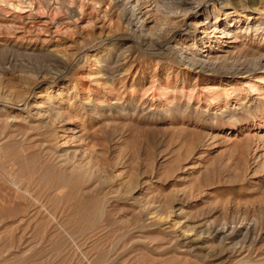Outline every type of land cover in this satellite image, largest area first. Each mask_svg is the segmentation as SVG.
<instances>
[{"label": "rangeland", "instance_id": "1", "mask_svg": "<svg viewBox=\"0 0 264 264\" xmlns=\"http://www.w3.org/2000/svg\"><path fill=\"white\" fill-rule=\"evenodd\" d=\"M201 1L0 0V264H264V98L236 93L264 29L243 21L217 46L203 11L264 23V0ZM208 46L234 56L189 66ZM106 54L127 56L115 89L83 91ZM197 85L232 96H181ZM40 102L61 106L52 126L32 115Z\"/></svg>", "mask_w": 264, "mask_h": 264}, {"label": "bare ground", "instance_id": "2", "mask_svg": "<svg viewBox=\"0 0 264 264\" xmlns=\"http://www.w3.org/2000/svg\"><path fill=\"white\" fill-rule=\"evenodd\" d=\"M157 1V0H156ZM193 1H195V0H193ZM193 1H191V0H161V4H163L162 6H163V8H165L164 7V5H168V7L167 8H169V5L170 6H172L171 7V9L172 8H177L178 10L179 9H182V10H184L183 8H189V7H191V6H193L195 3L197 4V6L198 7H200V6H202V2L203 1H201V0H199V1H195V2H193ZM158 2H160V1H158ZM157 4V3H156ZM204 4V3H203ZM222 4V3H221ZM160 4H158V6H159ZM174 6V7H173ZM20 7V6H19ZM196 7V6H195ZM12 8V7H11ZM159 8H160V6H159ZM166 8V9H167ZM194 8V7H193ZM15 9V8H14ZM20 9V8H19ZM19 9L17 8V10H18V13L20 14V15H23V14H25V12L23 13V9H21V11L19 12ZM170 9V10H171ZM190 9V8H189ZM192 9V8H191ZM205 10H203L204 11V13H205V19H206V21H208L211 17H213V19L215 20V22H214V25H212V28H214V33L213 34H215L216 32H221V37H219V39H218V42H216V45L217 46H220V45H222L223 44V39H233L234 40V42L235 43H237V42H239L238 41V33H237V30L239 29V27H240V24L241 23H243V21H245V22H247V23H245V26H247L246 27V29L248 30V32L250 31V29L252 28V23H253V20L257 23V26L259 27V30H263L264 29V23H263V20H261V19H255V18H252L251 16H248V15H245V11H243L242 10V12L239 14L238 13V9H233V10H231L232 12L231 13H228L227 12V10H224V8L221 6V8H219L218 7V5H214V11H212V12H210V14H209V12L207 11V9L208 8H204ZM175 10V9H174ZM0 11H2L1 9H0ZM176 11V10H175ZM222 11H224L225 12V21L221 24L222 26L221 27H219L218 25L220 24L219 22V20H220V14H221V12ZM260 11V10H259ZM16 12V11H15ZM14 12V15H17L18 13H15ZM2 14L3 13H7V12H1ZM264 13V10L263 11H260V14H263ZM212 15V16H211ZM252 21V22H251ZM209 25L210 24V22L209 23H205V27L207 26V25ZM219 29H221V31H218ZM216 31V32H215ZM206 32V31H205ZM214 36V35H213ZM212 40V39H211ZM222 40V42H220ZM225 42V41H224ZM228 43V42H227ZM232 43H233V41H232ZM231 44V43H230ZM225 45V44H224ZM227 46H230V45H227ZM184 49V48H183ZM187 49V48H186ZM188 49H189V47H188ZM218 50V49H217ZM247 50V49H246ZM248 50H249V48H248ZM239 51V50H238ZM258 51V50H257ZM205 52H208V55H205L204 56V58H199V59H195V58H191L190 60H191V62H190V60H189V62L190 63H188V65L189 66H192V67H195V69H197V67L202 71V70H204L205 69V67H207V68H209V67H211L212 65L213 66H215V65H217V66H219L218 64L220 63H222L225 59H227L230 55H233L234 56V52L232 51V52H230V51H222L221 50V52H223L224 54L223 55H217V53L219 52H215V50H213V49H211V47H209L208 46V49L205 51ZM243 52V51H242ZM248 52V51H247ZM250 52V51H249ZM260 52V51H259ZM259 52H256L258 55H260V57H258V58H251V59H248L247 61H246V66H245V68H242L241 69V71H237L236 72V74H238L239 76L240 75H247L246 77H244V78H247V79H244L242 82V84H241V87L237 90V96H238V94H241V95H243V94H248V93H252V95H254L256 92L257 93H259L260 94V96H261V98H264V87H260L261 85V83H257V82H259V81H261L262 83L264 82V77H262V76H260V77H255L254 78V76H252L253 74H258L257 73V70H258V68H256L257 66H259L261 69H263L264 68V54H259ZM108 53V52H107ZM251 53V52H250ZM252 53H254V52H252ZM120 54H122V52H120ZM123 54H124V52H123ZM190 54V53H189ZM246 54V53H245ZM250 54H248V56H249ZM57 56V55H56ZM60 56V55H59ZM247 56V55H246ZM252 56V55H251ZM62 57V56H61ZM110 57V56H109ZM184 57V56H183ZM126 58H127V56H126ZM126 58H123V60L124 59H126ZM187 58V57H186ZM62 59H64V58H62ZM181 59V58H180ZM64 60H66V59H64ZM122 60V61H123ZM127 60V59H126ZM183 60V59H182ZM181 60V61H182ZM187 60V61H188ZM121 61V55L119 56L118 55V57H117V61H114V60H112L111 58H108V56H107V54L106 55H104L102 58H93V59H91V61L90 62H92L93 64V68H91V69H89V74L88 75H86L85 76V79H84V83H83V88H82V90L83 91H90V90H92V89H90V86L89 87H85L86 86V84L87 83H85V81H87L86 79H89L88 81H91V83L90 84H92V83H96V84H100V83H97L96 82V80L98 79V78H102L105 82L103 83V84H105L104 85V87L103 88H108V86H109V88H111L112 87V84H110V83H113V81H114V79L116 78V76L117 75H120L121 74V72L123 71V64L121 63L122 62ZM195 62V63H194ZM65 63V62H64ZM68 63V62H67ZM182 63V62H181ZM187 63V62H186ZM196 63H198V64H196ZM66 64V63H65ZM99 64H103L104 65V67L107 69H104L103 70V68H101L100 69V71H99V73L98 74H94L93 73V71L94 70H96V66H98ZM196 64V65H195ZM101 65H99V66H101ZM195 65V66H194ZM244 65V64H243ZM260 65H262V67L260 66ZM187 66V65H186ZM189 66L187 67V68H189ZM221 67V66H220ZM232 68V67H231ZM190 69H192V68H190ZM264 70V69H263ZM218 71V70H217ZM98 72V71H97ZM213 72V71H212ZM104 73V74H103ZM220 73V72H219ZM225 73V72H224ZM220 73V75H225V74H228V73ZM259 73H260V71H259ZM262 74H263V71L261 72ZM216 74V73H215ZM118 78V77H117ZM83 80V79H82ZM81 80V81H82ZM99 82V81H98ZM101 82V81H100ZM79 84V83H78ZM78 84H76L77 86H78ZM75 86V85H74ZM100 86V85H99ZM98 86V87H99ZM105 86H107V87H105ZM114 86V85H113ZM81 87H82V85H81ZM100 87H102V86H100ZM167 87V86H166ZM108 88V89H109ZM113 88V87H112ZM169 88V87H168ZM168 88H165L164 87V85H161L160 87H157V86H155L154 85V88H153V91H152V93H151V97H152V99L153 98H155V97H157V96H159L160 97V106H165V105H170L169 103L171 102V99H174V96L172 97H168L167 98V94L169 93V90H168ZM221 88V87H220ZM219 88V86L218 87H212V88H206L205 89V91H200L199 90V88H198V85L197 86H195V88L194 89H189L187 92L186 91H184V90H182L181 92H180V94H181V96L182 97H187L188 98V100L191 102L192 100H193V98L196 96V94H197V96L196 97H199V98H201V96L203 97H205V98H207L211 103H212V105H218L221 101H222V99L224 98V100L228 103V101L230 100V98H231V93L229 92V94L227 93V92H225L224 90H221ZM75 89V88H74ZM113 89H115V88H113ZM112 89V90H113ZM149 89V88H148ZM203 89V88H202ZM201 89V90H202ZM79 90V89H78ZM103 90H105V89H103ZM171 90V89H170ZM75 91V90H74ZM109 91V90H108ZM108 91H107V93H108ZM115 91V90H114ZM72 92V91H71ZM111 92H113V91H111ZM110 92V94H112ZM203 92V93H202ZM84 93V92H83ZM114 93V92H113ZM148 93V92H147ZM261 93H263V94H261ZM92 94H94V95H96L97 94V92H95V90H92ZM116 93H114V95H115ZM77 96H79V95H77ZM116 96V95H115ZM145 96L147 97V94H145ZM259 96V97H260ZM90 100H91V98H90ZM24 104V103H23ZM42 104V105H41ZM64 104V103H63ZM176 104V103H175ZM21 105V104H20ZM88 106H89V101H88V104H87ZM91 105V104H90ZM101 105H104V104H101ZM26 106H27V104H26ZM172 105H170V107H171ZM178 106V105H177ZM72 107V106H71ZM169 107V108H170ZM225 107V106H224ZM26 108V107H25ZM32 108H41L39 111H36L34 114H32V115H34L35 116V118L36 119H38V120H40V121H37V122H40V123H42V124H46V125H51L52 124V121L54 122H56V120L58 119H56V117L57 116H60L58 113H59V111H60V108H61V106H56V107H54V105L53 104H46L45 102H40V104L39 103H37V104H35V105H33V107ZM76 108V107H75ZM172 108V107H171ZM178 108V107H177ZM246 107H242V109L244 110ZM69 109V108H68ZM83 109V108H82ZM91 109V108H90ZM94 109V108H93ZM229 109V108H228ZM62 110V109H61ZM87 110V109H86ZM79 111V110H78ZM226 111V110H225ZM67 111H65V113H64V115L66 114L67 115V113H66ZM228 112V113H227ZM226 113L227 114H229L230 116L232 115V113L230 112V111H227ZM31 113H32V111H31ZM79 113V112H78ZM85 113V112H84ZM94 113V112H93ZM225 115V114H224ZM30 117H31V115H30ZM33 117V116H32ZM31 117V118H32ZM70 117V116H69ZM83 117V116H82ZM231 117H233V116H231ZM34 118V117H33ZM65 118V117H64ZM71 118V117H70ZM30 119V118H29ZM56 119V120H55ZM33 120H35V119H33ZM65 120V119H64ZM60 121V120H59ZM58 122V121H57ZM56 125V124H55ZM52 126V125H51ZM53 126H54V124H53ZM3 153H4V149H3ZM2 155V154H1ZM9 179V178H8ZM12 179V178H11ZM14 179V178H13ZM14 181V180H13ZM15 181H17L16 179H15ZM23 183V182H22ZM13 184V183H12ZM17 184V183H16ZM15 185V184H14ZM13 186V185H12ZM18 186H19V184H18ZM15 187V186H14ZM17 187V186H16ZM223 233L222 232H219V235H222Z\"/></svg>", "mask_w": 264, "mask_h": 264}]
</instances>
